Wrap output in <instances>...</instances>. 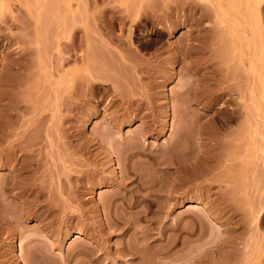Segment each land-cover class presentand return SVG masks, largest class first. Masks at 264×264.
<instances>
[{
	"label": "rangeland",
	"instance_id": "obj_1",
	"mask_svg": "<svg viewBox=\"0 0 264 264\" xmlns=\"http://www.w3.org/2000/svg\"><path fill=\"white\" fill-rule=\"evenodd\" d=\"M0 2V264H264V123L241 115L242 1ZM83 55L91 67L58 69Z\"/></svg>",
	"mask_w": 264,
	"mask_h": 264
},
{
	"label": "bare ground",
	"instance_id": "obj_2",
	"mask_svg": "<svg viewBox=\"0 0 264 264\" xmlns=\"http://www.w3.org/2000/svg\"><path fill=\"white\" fill-rule=\"evenodd\" d=\"M22 1V0H21ZM30 1V0H29ZM33 1V0H32ZM36 1V0H35ZM240 1H242V2H240V4H241V9H242V22H241V33L243 34L241 37H242V39H241V44H240V53H241V65L240 66H242V68H241V70L243 71H241L242 72V74H243V76L241 75V78L243 77V82L244 83H242L243 85V89H242V87H241V89H242V91H241V94H242V97H241V100H242V103H240L241 105V115H242V117L244 118V120H245V122H247L246 124H263L264 123V90H260V85L262 84H264V51H262V53H259L260 55V58H258L257 57V55H255V53L257 52V49L258 48H256V43L258 42V41H256L257 39H258V34H256V31L254 30V28L256 27V30L259 28V27H257L258 26V24L257 23H259V20L257 21L255 18H257V17H259V16H255V10H258V6H260L262 3H261V0H240ZM26 2H28V1H26ZM92 2V1H91ZM263 2V1H262ZM1 3V2H0ZM17 3V2H16ZM261 3V4H260ZM30 4V3H29ZM28 4V5H29ZM58 4V3H57ZM63 4V3H62ZM2 5H3V3H1V7H2ZM5 5V4H4ZM3 5V6H4ZM7 5V4H6ZM261 7V6H260ZM4 7H2V9H3ZM9 8V7H8ZM54 8H56V7H54ZM61 8V7H60ZM59 8V9H60ZM11 9V8H10ZM33 9V8H32ZM1 10V9H0ZM260 10V9H259ZM95 11V10H94ZM252 11V12H251ZM33 12V11H32ZM1 13V12H0ZM250 13H251V15H250ZM258 13H259V15H260V13L261 12H259L258 11ZM4 14V13H3ZM76 15V14H75ZM250 15V17L249 18H253V20L252 19H249L248 18V16ZM90 16V15H89ZM86 17V16H85ZM5 18V17H4ZM14 18V17H13ZM45 18V17H44ZM48 18V17H47ZM93 18V17H92ZM241 18V17H240ZM2 19V18H1ZM254 19H255V21H257L256 23H254L255 21H254ZM45 20V19H44ZM250 20V21H249ZM251 21H253V23L255 24V25H257V26H255V25H253L252 23H251ZM25 22V21H24ZM29 22V21H28ZM42 22H44V21H42ZM96 22V21H95ZM89 23V22H88ZM251 23V24H250ZM6 24V23H5ZM25 24V23H24ZM42 24V23H41ZM48 24V23H47ZM91 24H92V22H91ZM262 24V23H261ZM27 25V24H26ZM67 25V24H66ZM111 25V24H110ZM123 25V24H122ZM251 25H253V29H251L252 27H251ZM17 26V25H16ZM21 26H24L23 24L21 25ZM47 26V25H46ZM93 26V25H92ZM32 27V26H31ZM51 27V26H50ZM89 27V26H88ZM25 28V27H24ZM30 28V27H29ZM49 28V27H48ZM65 28H67V27H65ZM95 28V27H94ZM99 28V27H98ZM114 28V27H113ZM253 31L254 30V33L250 30V29ZM101 29V28H100ZM263 29V28H262ZM64 30V29H63ZM258 30H260V29H258ZM26 31V30H25ZM44 31V30H43ZM48 31V30H47ZM60 31V30H59ZM90 31V30H89ZM121 31V30H120ZM123 31V30H122ZM251 31V32H250ZM27 32V31H26ZM63 32V31H62ZM72 32V31H71ZM91 33V32H90ZM100 33H101V31H100ZM250 33H252V35L250 34ZM259 33V32H258ZM98 34V33H97ZM110 34V33H109ZM253 34H255L256 35V37L255 36H253ZM41 35H42V33H41ZM250 35H251V37H250ZM10 36V35H9ZM46 36V35H45ZM97 36V35H96ZM252 36L253 37H255V39L254 38H252ZM16 37H18V36H16ZM65 37V36H64ZM72 37V36H71ZM94 37V36H93ZM14 38V37H13ZM12 38V39H13ZM60 38V37H59ZM62 38V37H61ZM66 38V37H65ZM252 38V39H251ZM8 39V38H7ZM20 39V38H19ZM19 39H13V41H19ZM22 39V38H21ZM43 39H45V38H43ZM47 39V38H46ZM111 39V38H110ZM254 39V40H253ZM3 40V39H2ZM89 40V39H88ZM95 40V39H94ZM98 40V39H97ZM9 41H11L12 42V40H9ZM22 41V40H21ZM30 41V40H29ZM51 41V40H50ZM65 41V40H64ZM105 41V40H104ZM255 41V42H254ZM17 42H15V44L17 43ZM27 42V41H26ZM23 43H25V42H23ZM38 43V42H37ZM55 43V42H54ZM253 43H255V44H253ZM13 44V43H12ZM14 44V45H15ZM22 44V43H21ZM20 44V45H21ZM71 44V43H70ZM89 44V43H88ZM109 44V43H108ZM30 45V44H29ZM43 45H45V44H43ZM61 45H62V43L60 44V47H61ZM72 45V44H71ZM255 45V46H254ZM79 46V45H78ZM108 46V45H107ZM46 47H48V46H46ZM69 47V46H68ZM72 47H73V45H72ZM242 47V48H241ZM253 47H254V49L256 50V52L253 50ZM71 48V47H70ZM69 48V49H70ZM76 48H77V46H76ZM75 48V49H76ZM108 48V47H107ZM27 49V48H26ZM31 49H32V47H31ZM47 49V48H46ZM61 50L63 49V48H60ZM74 49V48H73ZM73 49H71L72 51H73ZM92 49V48H91ZM93 49H94V47H93ZM92 49V50H93ZM116 49V48H115ZM60 50V51H61ZM70 50V51H71ZM259 50V49H258ZM53 51V50H52ZM26 52H27V50H26ZM40 52V51H39ZM62 52V51H61ZM36 53V52H35ZM44 53V52H43ZM63 53V52H62ZM90 54H91V52H90ZM120 54V53H119ZM63 55V54H62ZM77 55V54H76ZM21 56H26V55H24V54H22ZM20 56V57H21ZM51 56V55H50ZM60 56V55H59ZM79 56V55H78ZM92 56V55H91ZM91 56H89V57H91ZM121 56V55H120ZM119 56V57H120ZM261 56H263V57H261ZM32 57V56H31ZM40 57V56H39ZM46 57V56H45ZM61 57V56H60ZM63 57V56H62ZM61 57V58H62ZM66 57V59L65 60H67V57L68 56H65ZM70 57V56H69ZM22 58V57H21ZM38 58V56L36 57V59ZM42 58V57H41ZM39 59V60H42V59ZM93 58V57H92ZM91 58V59H92ZM26 59V58H25ZM58 59V58H57ZM56 59V61H60V58H59V60H57ZM64 59V58H63ZM63 59H61L62 60V62L61 63H63V65L59 62V64L58 63H55V65L56 64H58L57 66L59 67H55L54 65H52L51 67H53V71L55 72V74H56V71L59 69H61L63 66H64V62H69L70 60H74L77 64H84V63H86L87 64V66L89 67H91V65H90V63L92 62L91 60H89V58L88 57H86V56H81L80 58L78 57V58H76V56H74V58L72 57L71 59L69 58V60L68 61H65V60H63ZM121 59H123V58H121ZM19 60V59H18ZM18 60H17V62H18ZM21 60H23V59H21ZM93 60V59H92ZM20 61V60H19ZM54 61H55V59H54ZM94 61V60H93ZM122 61V60H121ZM125 61V60H124ZM127 61V60H126ZM11 62V61H10ZM16 62V63H17ZM24 62H26V61H24ZM28 62V61H27ZM39 62V63H38ZM37 62V64H38V66L40 67V65L41 64H43V62H44V65H42L43 67H46L47 65H46V63H45V61L43 60L42 61V63L40 62V61H38ZM47 62V61H46ZM23 63V61L20 63V64H22ZM41 63V64H40ZM50 63H52V62H50ZM93 63V62H92ZM122 63H124V62H122ZM5 64V63H4ZM14 64V63H13ZM52 64H54V63H52ZM77 64H76V66H77ZM95 64V63H94ZM94 64H92V65H94ZM10 65H12V64H10ZM17 65H19L18 63H17ZM16 65V66H17ZM15 66V65H14ZM23 66V65H22ZM60 66H62L61 68H60ZM80 66V65H79ZM98 66V65H97ZM28 67V66H27ZM42 67V68H43ZM20 68H21V66H20ZM58 68V69H57ZM95 68H97V67H95ZM37 69V68H36ZM35 69V70H36ZM56 69V70H55ZM63 69H64V67H63ZM30 70H32V69H30ZM44 70V69H43ZM62 70V69H61ZM78 70V69H77ZM91 70H94V69H91ZM95 70H97V69H95ZM94 70V71H95ZM24 71H25V69H24ZM38 71V70H37ZM51 71V70H50ZM89 71V70H88ZM57 72H60V71H57ZM64 72V71H63ZM91 72V71H90ZM37 73V72H36ZM40 73V72H39ZM50 73V75H51V79H53L56 75L55 74H53L52 72H49ZM52 73V74H51ZM60 73H62V72H60ZM64 73H66V72H64ZM63 73V74H64ZM96 73V72H95ZM98 73V72H97ZM96 73V74H97ZM45 75L47 74V73H44ZM68 74H70V73H68L67 72V74H65L66 76H68V78H69V80L71 79V77H69V75ZM91 73H89V75H90ZM23 75V74H22ZM41 75V74H40ZM61 75V74H60ZM81 75V74H80ZM84 75V74H83ZM82 75V76H83ZM93 77L94 76H96L95 74L93 75V74H91ZM90 75V76H91ZM38 76V75H37ZM47 76V75H46ZM65 76V77H66ZM70 76H71V74H70ZM102 76V75H101ZM50 77V76H49ZM61 77H64V75H62V76H60V78ZM65 77L62 79L63 81V83H65L64 82V80H65ZM75 78H73V76H72V80H70V82H73V83H71L70 84V82H69V80L67 81L70 85L69 86H71L72 84H75V81H74V79H76V76H74ZM93 77H92V79H93ZM46 77H44V80H46L45 79ZM48 78V77H47ZM56 78V77H55ZM101 78V77H100ZM103 78V77H102ZM40 79H41V77H40ZM49 79V78H48ZM81 79V78H80ZM96 79H97V77H96ZM111 79V78H110ZM79 80V79H78ZM103 80V79H102ZM107 80V79H106ZM241 80V79H240ZM38 81H40L39 79H38ZM38 81L36 82V83H38ZM51 81H53V80H51ZM77 81V80H76ZM93 81H94V79H93ZM104 81V80H103ZM113 81V80H112ZM261 81V82H260ZM56 82V81H55ZM59 82V81H58ZM57 82V83H58ZM83 82V81H82ZM114 82H115V79H114ZM45 83V82H44ZM49 83H51V82H47L46 84L47 85H49ZM56 83V84H57ZM67 83V84H68ZM34 84V83H33ZM43 84V83H42ZM52 84V83H51ZM54 84V83H53ZM78 84V83H77ZM241 84V83H240ZM38 85V84H37ZM44 85V84H43ZM62 85V84H61ZM64 85V84H63ZM84 85V84H83ZM58 88L57 89H55L54 90V88H53V91H54V93L52 94L51 92H50V94L51 95H55V99L58 101V99L60 100L61 98V96L62 95H60L61 94V92L63 91V90H60V85H56ZM55 86V84H54V87H56ZM72 86H74V85H72ZM71 86V87H72ZM39 87V86H38ZM63 87V86H62ZM85 87V86H84ZM73 88V87H72ZM86 88V87H85ZM88 88V87H87ZM115 88V87H114ZM36 89V88H35ZM38 89V88H37ZM68 89H70L69 87H68ZM67 89V91H69ZM41 90V89H40ZM77 90V89H76ZM86 90V89H85ZM90 90V89H89ZM35 91V90H34ZM50 91V90H49ZM52 91V92H53ZM120 91V90H119ZM261 91V92H260ZM39 92V91H38ZM43 92V91H42ZM48 92V91H47ZM70 92V91H69ZM65 93H66V91H65ZM260 93H262V96H261V94ZM36 94H37V90H36ZM43 94V93H42ZM69 94V93H68ZM72 94V93H71ZM35 95V94H34ZM240 95V94H239ZM48 96V94L46 93L45 94V97H47ZM58 96H60L59 98H58ZM261 96V97H260ZM30 97V96H29ZM44 97V98H45ZM47 98H50V97H47ZM47 98H45L44 100H42L43 102H46V99ZM53 98V97H52ZM63 98V97H62ZM64 98H66V96L64 97ZM124 98V97H123ZM261 98V99H260ZM262 98H263V100H262ZM54 99V98H53ZM83 99V98H82ZM121 99V98H120ZM33 100V99H32ZM56 100H54V103H57V101ZM62 100V99H61ZM81 100V99H80ZM37 101H39V100H37ZM36 101V103L35 104H39L40 102H42V101H40V102H37ZM28 102V101H27ZM34 102V101H33ZM59 102V101H58ZM69 102V101H68ZM32 103V102H31ZM49 103V102H48ZM60 103H61V101H60ZM84 103V102H83ZM45 104H47V103H45ZM62 104V103H61ZM67 104V103H66ZM44 105V103H42V106ZM52 105V104H51ZM56 105V104H55ZM58 105V104H57ZM56 105V106H57ZM28 106V105H27ZM49 106V105H48ZM67 106V105H66ZM65 106V107H66ZM31 107V106H30ZM45 107H47V106H45ZM58 107V106H57ZM56 107V108H57ZM61 107V106H60ZM28 108V107H27ZM33 109H36V108H34L33 107ZM32 109V111L34 112V110ZM46 109V108H45ZM58 109V108H57ZM37 110H39V109H37ZM42 110V109H41ZM48 111V110H47ZM54 111H55V109H54ZM60 111V110H59ZM33 112H32V114H33ZM61 112V111H60ZM73 112V111H72ZM46 113V112H45ZM54 113V112H53ZM56 113V112H55ZM39 114H40V112H39ZM43 114H44V112H43ZM58 114V113H57ZM34 115V114H33ZM60 115V114H59ZM34 118V117H33ZM40 119V118H39ZM42 119V118H41ZM43 120V119H42ZM48 121V120H47ZM44 122V121H43ZM30 123V122H29ZM41 125H42V123H41ZM45 125V124H44ZM30 128V127H29ZM29 130V129H28ZM39 130V129H38ZM41 130H42V128H41ZM44 131V130H43ZM23 132V131H22ZM51 133V132H50ZM11 135V134H10ZM49 136V135H48ZM50 138H51V136H50ZM53 138V137H52ZM44 139V138H43ZM29 140V139H28ZM19 141V140H18ZM12 142V141H11ZM14 142V141H13ZM20 142V141H19ZM27 142H24L23 143V145L21 144V146H24V148H26L25 147V144H26ZM32 143V142H31ZM15 144H19V143H15ZM12 146V145H11ZM18 146L19 145H17V147L16 148H18ZM49 147V146H48ZM134 147V146H133ZM12 148V147H11ZM24 148H22L21 149V147H20V151H22ZM33 148V147H32ZM15 149V148H14ZM13 149V150H14ZM54 149V148H53ZM11 150V149H10ZM28 150H30V149H28ZM136 150V149H135ZM5 151V150H4ZM20 151H18V152H20ZM24 151V150H23ZM9 152V151H8ZM49 152V151H48ZM25 153V152H24ZM29 153V152H28ZM27 153V154H28ZM47 154V153H46ZM8 156V155H7ZM14 157L13 158H15V155H13ZM11 157H12V155H11ZM11 157H9V158H5V159H3L2 161H3V164L5 165V166H8L10 169H12L11 171L13 172V174H15L17 171H18V168L17 167H19V169H23L24 167L23 166H25V165H22V164H18V163H16V164H14L15 162L14 161H12L13 159L11 158ZM132 157V156H131ZM12 159V160H11ZM17 159V158H16ZM15 159V160H16ZM179 160V159H178ZM17 161V160H16ZM27 161V160H26ZM22 163V162H21ZM166 163V162H165ZM157 164V163H156ZM3 166V165H2ZM7 167V168H8ZM21 167V168H20ZM6 168V167H5ZM131 168V167H130ZM19 172V171H18ZM135 172V171H134ZM137 173V172H136ZM20 174V173H19ZM128 174V173H127ZM191 175V174H190ZM12 176V175H11ZM127 177H128V175H127ZM11 178V177H10ZM12 178H14V177H12ZM20 178V177H19ZM16 179V178H15ZM15 179H12L13 181L15 180ZM134 179V178H133ZM140 179V178H139ZM147 179V178H146ZM22 180V179H21ZM126 180V179H125ZM128 180V179H127ZM142 181V180H141ZM140 181V182H141ZM21 183V182H20ZM151 183V182H150ZM10 184V183H9ZM145 184H146V182H145ZM147 184H148V182H147ZM11 186H13V189H16V190H18L17 188H19L18 187V183L17 182H14V183H12L11 184ZM143 187V186H142ZM144 188V187H143ZM142 188V189H143ZM141 189V188H140ZM141 189V190H142ZM138 190V189H137ZM15 191V190H14ZM16 192V191H15ZM139 192V191H138ZM37 194V193H36ZM22 196V195H21ZM18 197V196H17ZM108 201V200H107ZM24 203V202H23ZM109 203V202H108ZM107 202H106V204H108ZM26 204V203H25ZM24 206V205H23ZM28 206V205H27ZM22 207V206H21ZM109 207V206H108ZM23 208V207H22ZM25 208V207H24ZM109 209V208H108ZM14 216V215H13ZM120 217V216H119ZM118 218V217H117ZM11 220V219H10ZM153 220V219H152ZM7 222V221H6ZM112 222V221H111ZM110 222V223H111ZM114 223H116V222H114ZM119 223V222H118ZM126 224V223H125ZM9 225V224H8ZM7 225V226H8ZM114 225V224H113ZM118 225V224H117ZM117 225H115V226H117ZM119 226V225H118ZM114 227V226H113ZM123 229V228H122ZM121 229V230H122ZM15 231V230H14ZM147 241V240H146ZM133 242V241H132ZM128 243V242H127ZM183 244V243H182ZM129 245V244H128ZM184 245V244H183ZM185 245H187V243L185 242ZM127 246V245H126ZM129 248V247H128ZM127 248V249H128ZM131 248H132V246H131ZM130 249V248H129ZM137 249V248H136ZM121 252H122V250H121ZM125 252V251H124ZM123 252V253H124ZM131 252V251H130ZM138 253V252H137ZM29 257V256H28ZM33 260V259H32ZM32 260H30V261H32ZM86 264V263H85Z\"/></svg>",
	"mask_w": 264,
	"mask_h": 264
}]
</instances>
